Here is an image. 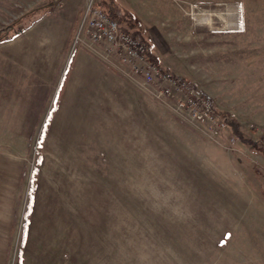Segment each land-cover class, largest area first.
Returning <instances> with one entry per match:
<instances>
[{
    "label": "rangeland",
    "instance_id": "rangeland-1",
    "mask_svg": "<svg viewBox=\"0 0 264 264\" xmlns=\"http://www.w3.org/2000/svg\"><path fill=\"white\" fill-rule=\"evenodd\" d=\"M46 1L0 0V29L22 33ZM69 1L79 21L88 0ZM114 1L241 136L73 34L41 109L0 98V264H264V156L247 142L264 144V0Z\"/></svg>",
    "mask_w": 264,
    "mask_h": 264
},
{
    "label": "crops",
    "instance_id": "crops-1",
    "mask_svg": "<svg viewBox=\"0 0 264 264\" xmlns=\"http://www.w3.org/2000/svg\"><path fill=\"white\" fill-rule=\"evenodd\" d=\"M48 1L50 0L46 2ZM70 3L69 0H55L54 4L43 8L40 15L22 33L0 41V47L7 45L6 57L15 68V77L4 76L2 83L0 79V98H3L1 102L4 106L16 107L17 110L19 106L25 108L32 105L38 110L43 107L78 23L79 6ZM66 80L65 76L60 82L61 91L68 89V85L69 89L74 87V76L67 83ZM26 94L31 98L28 101L24 100V97L28 98ZM8 95H11V99H15L14 96L17 99L10 101Z\"/></svg>",
    "mask_w": 264,
    "mask_h": 264
},
{
    "label": "built area",
    "instance_id": "built-area-1",
    "mask_svg": "<svg viewBox=\"0 0 264 264\" xmlns=\"http://www.w3.org/2000/svg\"><path fill=\"white\" fill-rule=\"evenodd\" d=\"M74 42L93 50L104 44L103 51L109 55L115 52L118 61L129 72L147 83L158 97L173 96V91L185 93V100L178 101V106L187 110L195 120L208 119L218 126H223L213 114V107L208 97L199 95L193 85L185 79L174 76L170 71L162 70L146 58L147 46L141 37L134 36L120 28L118 22L95 5V0H88L80 20L77 23Z\"/></svg>",
    "mask_w": 264,
    "mask_h": 264
},
{
    "label": "trees",
    "instance_id": "trees-1",
    "mask_svg": "<svg viewBox=\"0 0 264 264\" xmlns=\"http://www.w3.org/2000/svg\"><path fill=\"white\" fill-rule=\"evenodd\" d=\"M112 2H115L114 0L112 1V0H96V2H95V5L96 6H98L100 9H102L103 11H105L110 17H112V18H114L117 22H118V24H119V26H120V28H122V29H124V30H126V31H128V32H130L132 35H136V36H140L141 38H142V32H141V27H140V21H139V18L138 17H136V14L132 11V9H129V12L126 10V8L124 7V9L128 12L127 14L126 13H124V14H122V15H118V14H116V13H114L113 11H112V9H111V4H112ZM55 3V0H50V1H48L46 4H44V5H42V6H40V7H38L39 9H41V8H46V7H48V6H50V5H52V4H54ZM119 3V2H118ZM120 4V3H119ZM120 6H121V4H120ZM122 7V6H121ZM38 8H36L35 10H37ZM12 29V26H7L6 28H3V29H0V41H3V40H5L9 35H11V34H7V32L9 31V30H11ZM14 35V34H13ZM12 36V35H11ZM146 58L150 61V62H152V63H154V64H156L157 62H156V60H155V58H152L149 54H148V52H146ZM158 67H160L159 65H158V63L156 64ZM161 68V67H160ZM162 70H166V69H163V68H161ZM225 118H223V120H224ZM226 121H228L230 124H231V126H233L234 127V131H235V133L237 134V135H240L241 136V133H239V129H238V126H237V124H235V122H234V120H231V118H227V119H225ZM247 142H249L250 144H251V146L256 150V151H258L259 153H261L263 156H264V144H262V142H253L252 140H249L248 139V141ZM263 177H264V175H263ZM262 195H263V197H264V192H262Z\"/></svg>",
    "mask_w": 264,
    "mask_h": 264
}]
</instances>
